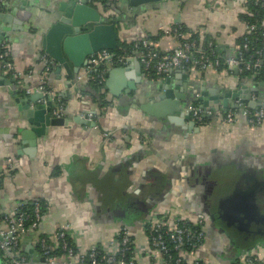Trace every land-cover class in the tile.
Here are the masks:
<instances>
[{
    "label": "crops",
    "instance_id": "obj_1",
    "mask_svg": "<svg viewBox=\"0 0 264 264\" xmlns=\"http://www.w3.org/2000/svg\"><path fill=\"white\" fill-rule=\"evenodd\" d=\"M67 1L0 0V13L18 7L26 14L12 24L15 30H7L9 25L0 16V35L6 34L0 50L12 64L10 71L0 61V215L11 213L21 201L40 200L46 205L38 227L21 237L15 255L26 257L29 264H47L39 242L42 237L48 243L56 241L54 234L61 228L80 253L108 247L122 225L130 227L144 247L141 224L155 207H174L184 215L205 218L210 196L216 202L225 197L239 200L264 186V123L249 125L242 116L224 123L213 115L223 113V99L211 106L199 100L241 87L260 88L264 78L224 67L172 69L160 77L149 76L132 45L125 48L122 72L110 86H106L108 70L122 63H107L100 86L93 82L94 70H88L83 52L78 68L67 60L68 68L77 70L71 82L65 68L42 47L44 34ZM87 1L114 24L117 44L147 39L160 53L176 46V25L210 39L222 58L236 54L247 31L242 19L246 0H159L137 7L128 0H111L109 5ZM261 24L264 27V17ZM44 53L52 61L48 71L41 59ZM39 85L52 92L51 109L42 113V121L50 113L49 119L63 121L45 125L37 134L22 103L37 94ZM164 86H169L172 97L161 101L159 94L165 90L159 87ZM257 94L251 91L250 99ZM58 98L61 117L53 114ZM168 100L174 102L171 111L176 116L181 102L182 114L189 115L187 108L193 105L211 112L204 123H197V130H189L185 125L192 120L190 115L184 125L168 121ZM160 103L157 115L153 106ZM237 104L228 97V108ZM258 194L263 205L259 212L264 215V189ZM253 211L258 217V210ZM206 218L200 256L208 264L239 263L243 255L264 259V227L251 229L248 240L234 242L227 232L230 224L223 220L213 224ZM136 264H151L143 248Z\"/></svg>",
    "mask_w": 264,
    "mask_h": 264
},
{
    "label": "built area",
    "instance_id": "obj_2",
    "mask_svg": "<svg viewBox=\"0 0 264 264\" xmlns=\"http://www.w3.org/2000/svg\"><path fill=\"white\" fill-rule=\"evenodd\" d=\"M259 2L260 0H255ZM263 5V4H262ZM247 33L256 32V26L247 23ZM181 27L173 29L176 37V46L164 53L157 51L147 39L136 41L133 47L137 50L141 66L146 75L163 76L172 69L206 70L208 68H220L233 70L241 74L244 72H264V52L262 48H253L251 39L245 38L234 56L222 58L213 48L212 43L207 46L199 45L190 38L188 34L180 31ZM260 41L264 43V31L260 33ZM115 52L109 49H101L92 53L87 59L88 70L96 72V84L102 86L105 80L107 63H122L123 52ZM44 62V70L51 68L52 61L46 53L41 57ZM2 67L12 71L11 62L7 61L5 54L0 53ZM44 98L39 99L41 103L47 102L52 93L44 85L36 88ZM30 90H27L29 92ZM47 96V97H46ZM60 99L56 100L57 107L53 114L61 117L63 114ZM187 112L198 124L205 122L206 115L210 110L204 111L197 106H189ZM224 123H232L242 116L249 125H260L264 123V107L257 108H228L222 112H214ZM89 114V118H91ZM211 116V115H210ZM33 210L27 214L23 209L26 201L19 202L11 213L0 215L3 224L0 229V251L5 264H29L24 256L15 255L19 248L21 237L30 230L38 227L41 221V204L39 200H33ZM30 218V219H29ZM30 220L27 226L26 221ZM146 234L147 245L141 247L132 229L126 225L118 227L116 236L110 241L108 247L100 250L92 247L87 252H75L66 242V230L59 229L55 232L56 241L61 242L62 254L59 256L51 254V244L45 238L40 240V252L47 264H136V257L143 248L151 260V264H208L200 256V249L204 239L202 220L198 217H190L170 208L155 209L150 216L141 224ZM264 264V259L252 255H243L238 263L233 264Z\"/></svg>",
    "mask_w": 264,
    "mask_h": 264
},
{
    "label": "water",
    "instance_id": "obj_3",
    "mask_svg": "<svg viewBox=\"0 0 264 264\" xmlns=\"http://www.w3.org/2000/svg\"><path fill=\"white\" fill-rule=\"evenodd\" d=\"M155 1L159 0H128L129 4L134 7ZM6 6L7 8H9V1L6 3ZM59 10L61 14H59V16L54 20V22L51 24V26L43 36L42 47L52 58H54L65 68L69 79H71V82H73V73L77 72V70H70L68 68L67 60H71L78 68L84 61V59L82 60L83 57L79 54V52H83L85 53L86 57H89L92 53H95L101 49L114 50L117 46V34L114 24L111 22H107L104 15H102V13H100L94 6L89 5L87 0H69L67 1V3L60 6ZM0 16L3 18L4 23L9 25V28H6L7 30H15L18 28L12 24L19 23L18 18L25 19L26 14L21 13L20 8L16 7L12 8L7 14L0 13ZM5 35L6 34L2 33L0 35V39H3ZM122 68L123 63L120 65H113L108 70V78L106 80L107 87L110 86L111 79L122 72ZM176 70L182 72L181 69ZM165 81L167 83L169 82V79L166 78ZM168 87L169 86L159 87V90H165L164 92L159 94V98L161 99V101H163L167 97H172L171 89ZM251 91H255L256 93H258L255 100L250 99ZM177 96L178 98H182L183 100L185 99V96ZM228 97H232L239 102V104L233 106L234 108H242L245 105H247L249 108H257L259 106L264 107V82L260 83V88H251L249 90L241 87L235 91L229 90L222 96L208 97L207 100H203L202 97H199V100H201L204 105L206 104L211 106L214 105V103L216 104L218 102V99H223L222 110L225 111L228 108ZM41 98H44V96L41 93L37 92V94H34L23 100L22 103L23 112L28 118L29 122L33 124L32 129L37 134L42 131L45 125H48L50 123L54 125H60L63 121L55 117H53V119H49L51 113L48 114L47 120L44 119V121H42V113L45 110H47L48 112L50 111L52 102L47 97V102L45 103V105L40 101L39 103H37L38 99ZM31 101L36 104L30 106ZM159 106L163 107V103L153 106V111H156L155 113L157 115H159ZM173 107H175L174 102H169L168 100V113L166 114L168 121L175 124L184 125L185 120L190 118L188 114H182L181 112L184 104H182L181 102L180 107L176 106L177 110L180 111V114L177 116L174 115L171 111ZM148 109L152 111V107H149ZM212 109L218 108L216 106ZM80 122L88 125L93 123L86 120H80ZM185 126L189 130H197L198 128L197 123L194 120H190ZM258 198L256 197L255 201L250 200V197L249 199L242 197L243 201L240 205L241 211L239 210L236 213L240 217V220L245 219V215L247 214L248 209L251 208L258 210L259 216L257 218L259 219L256 220L257 222H262L260 220L264 218V215L259 211H261L263 205L261 199ZM227 199L229 198H226L224 200ZM224 200H222V202L225 205L228 204V200ZM240 206H237L236 208L239 209ZM171 210H174V207L171 208ZM239 219L237 221H240ZM262 224L264 225V223ZM0 264H2L1 259Z\"/></svg>",
    "mask_w": 264,
    "mask_h": 264
},
{
    "label": "trees",
    "instance_id": "obj_4",
    "mask_svg": "<svg viewBox=\"0 0 264 264\" xmlns=\"http://www.w3.org/2000/svg\"><path fill=\"white\" fill-rule=\"evenodd\" d=\"M93 1H99L105 5H109V3H111V0H93ZM262 4H263L262 0H260L259 2H256L255 0H246V5H245L246 11L242 15V19L244 20V22H247L249 24L253 23L256 26V32L247 33V31H246L239 41V46L242 44V42L247 37V38L251 39V46L253 48H255V49L256 48H262L263 52H264V43L260 41V33L262 31H264V27L261 24L263 17H264V5H262ZM177 27H178V25H176L174 28H177ZM180 27H181L180 31H183L185 34H188L190 38L195 39L199 45L207 46V43L210 42V39H208V38L202 39L198 33L192 32V31L188 30L187 28H184L183 26H180ZM133 44L134 43L119 42L113 51L121 52V48L129 49L132 47ZM212 46L215 50V45L213 43H212ZM1 52H3V51L0 50V53ZM223 67L224 66L222 65L221 68H223ZM241 75H243V76L244 75H254L256 78H260V77L264 78V72H262V71H259L256 73L255 72H244V73H241ZM95 76H96V72L93 71L92 72V77H93L92 80L96 84V77ZM40 204H41V214L43 215L44 211L46 209V205L44 204L43 201H40ZM22 210H24L27 214L31 215V212L33 210L32 203L28 201L27 204L24 205ZM29 219H27V221H26L27 226L30 224ZM66 242L68 243V246L70 248H72L75 252H77V248L75 246L73 239L67 233H66ZM50 244H51V254L52 255L59 256L60 254L63 253L61 250L62 244L59 240L54 241L52 243L50 242ZM99 249L102 250L101 247ZM0 259H1L2 264H5L4 260H3V256H2V251H0Z\"/></svg>",
    "mask_w": 264,
    "mask_h": 264
},
{
    "label": "flooded vegetation",
    "instance_id": "obj_5",
    "mask_svg": "<svg viewBox=\"0 0 264 264\" xmlns=\"http://www.w3.org/2000/svg\"><path fill=\"white\" fill-rule=\"evenodd\" d=\"M263 189H264V186H259L257 192L250 191V193L246 196V198L249 199L250 197V200L256 201V197H257L256 195H259L258 192H260V190H263ZM225 198L221 199L220 202L218 200H217L218 202H216V199L211 198V196L208 198L207 200L208 208H206L207 213L204 214L205 218L201 216L203 218L202 219L200 216H198L202 220L204 227L207 221L206 216L210 218V220L212 221L210 223H213V224L216 222H221L223 220L227 224H230L228 225L230 226V228H228L227 231H228V234L230 235L231 240L232 241L234 240V242L242 241L241 239H244V238L248 240L247 234L251 233V229L264 227V225L262 224L264 223L263 222L264 218L260 220L262 222H257L256 219H259V218L255 217L256 215L253 209L251 208L248 209V212L245 215V219H242V220L239 219L240 217L236 213L237 211L241 209L240 205L243 201L242 199H239V200H236L235 198L231 200L227 199L228 204L225 205L222 202V200H224ZM227 200H224V201H227ZM237 206H240V208L237 209L236 208ZM238 219L240 221H237ZM232 235L234 236V238H232Z\"/></svg>",
    "mask_w": 264,
    "mask_h": 264
},
{
    "label": "rangeland",
    "instance_id": "obj_6",
    "mask_svg": "<svg viewBox=\"0 0 264 264\" xmlns=\"http://www.w3.org/2000/svg\"><path fill=\"white\" fill-rule=\"evenodd\" d=\"M179 203V202H178ZM159 207H155V209H158ZM180 209V208H179ZM179 211H181V210H179ZM182 211H184V210H182ZM153 212V211H152ZM152 212H150V214L152 213ZM145 219H147V218H145ZM201 250V249H200Z\"/></svg>",
    "mask_w": 264,
    "mask_h": 264
}]
</instances>
